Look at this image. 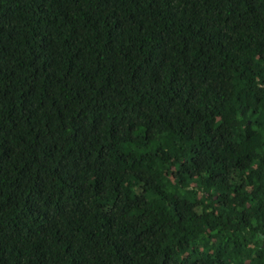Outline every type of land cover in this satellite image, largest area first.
Instances as JSON below:
<instances>
[{
    "label": "trees",
    "instance_id": "obj_1",
    "mask_svg": "<svg viewBox=\"0 0 264 264\" xmlns=\"http://www.w3.org/2000/svg\"><path fill=\"white\" fill-rule=\"evenodd\" d=\"M0 264H264V0H0Z\"/></svg>",
    "mask_w": 264,
    "mask_h": 264
}]
</instances>
